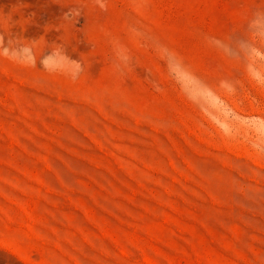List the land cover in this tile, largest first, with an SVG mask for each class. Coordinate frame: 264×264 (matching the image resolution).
I'll list each match as a JSON object with an SVG mask.
<instances>
[{
	"label": "rangeland",
	"instance_id": "374dc122",
	"mask_svg": "<svg viewBox=\"0 0 264 264\" xmlns=\"http://www.w3.org/2000/svg\"><path fill=\"white\" fill-rule=\"evenodd\" d=\"M0 264H264V0H0Z\"/></svg>",
	"mask_w": 264,
	"mask_h": 264
}]
</instances>
